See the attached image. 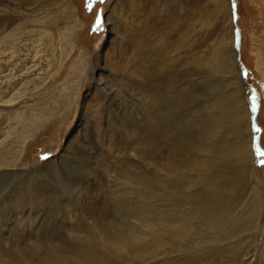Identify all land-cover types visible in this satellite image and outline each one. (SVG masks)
Wrapping results in <instances>:
<instances>
[{
	"label": "rangeland",
	"instance_id": "374dc122",
	"mask_svg": "<svg viewBox=\"0 0 264 264\" xmlns=\"http://www.w3.org/2000/svg\"><path fill=\"white\" fill-rule=\"evenodd\" d=\"M23 1L0 0V159L9 164L0 167V219L14 215L41 219L40 229L32 234L34 255L45 257V244L64 217L86 215L99 199L108 200L129 182L141 183L145 160L132 146L143 138L145 108L155 92L168 95L162 106L165 115L178 117L168 121L172 136L189 139L213 154L233 151L229 143L236 135L231 127L224 128L222 134H227L219 141L210 102L226 99L236 84L228 83L213 64H187L183 58L178 65H168L164 74L154 70L153 77L146 78L144 68L174 57L155 49L148 39H189L192 53L208 57L232 33L252 108L255 160L247 182L264 187V0H229L230 16L222 11L217 19L212 17L214 0H134L139 24L128 18L119 23L118 12L111 11L113 0L103 4L92 0L90 7L89 0ZM219 1L223 5L224 0ZM97 13L104 23L94 32ZM204 13L211 16L205 24ZM128 39L135 44H128ZM34 114L40 123L29 129L28 119ZM23 216L20 226L27 223ZM198 225L203 224L197 220L189 228L192 233L188 230L181 239L162 243L156 255L160 261L150 264H205L193 263L191 255H201L202 237L223 224L203 225L206 229ZM1 228V245L9 248L19 237L24 240L17 227ZM262 228L259 224L253 231L257 245L250 243L231 260L226 254L208 256L206 264H264ZM40 239L46 242L41 244ZM209 248L215 247L210 243ZM11 249L0 257L21 264L20 250Z\"/></svg>",
	"mask_w": 264,
	"mask_h": 264
},
{
	"label": "bare ground",
	"instance_id": "6f19581e",
	"mask_svg": "<svg viewBox=\"0 0 264 264\" xmlns=\"http://www.w3.org/2000/svg\"><path fill=\"white\" fill-rule=\"evenodd\" d=\"M24 1L28 2V0ZM113 1L111 11L118 12L116 18L119 23H124L128 18L130 22L139 24L140 15L134 0ZM214 1L213 19H217L222 11H227L230 16L229 0H224L223 5L219 3V0ZM208 14H203V24L211 18ZM194 18H198L197 11L194 12ZM221 40L207 57L192 53V41L189 39L180 38L172 41L158 39V42L157 39H148L155 49L159 48L166 53L169 52L174 57H169L168 60H164L152 69L144 68L146 73L144 75L146 78H152L151 73L154 70L163 72L171 63L178 65L182 58L187 64L210 63L219 68L226 81L235 83L236 88L233 89L231 86V89H228L229 95L226 99H215L210 102L213 106V114H215L211 120L213 121L212 127L215 134L220 133L219 141H223L227 134L225 131L226 134L223 135V131L232 128L236 138L229 143V146L233 151L224 149L222 153L213 154L208 148H203L190 140L194 145L191 144L189 139L172 136L169 130L171 125L168 121L178 117L176 114L174 116L165 115L162 106L168 95L163 91L155 92L149 101L150 106L145 108L144 121L147 126L141 135L143 138L140 143H136V146H132L136 152L138 150L142 160H145L144 168L141 170V183L128 180L131 185L128 184L124 188L121 185V191L116 192L115 196H110V200L108 197V200L99 199L86 215L64 217L61 227L56 228L55 234L48 239L50 245L45 244L47 247L43 253L45 257L34 255L37 251L33 254L32 250L35 244L32 234L34 230L40 229L41 219L21 214L19 217L14 215L13 220L11 217L1 218V227H4V224L17 227L18 236H23L24 240L21 241L19 237L14 241L12 247L15 249L11 245L12 249L0 244V253L5 254L9 252V249L20 250L18 257L21 258V264L158 263L161 258L156 255H159L157 249L160 245L180 238L182 234L188 232L192 224L196 225L197 220L207 228L219 223L223 225L220 230L207 231L206 235L203 234L202 241L204 242L201 245L204 250L201 255L194 253L191 255L193 263L204 260L206 264L205 259L208 260V256L213 258L215 254L219 256L226 254L230 260L235 258L245 246L252 242L254 245L259 243L256 241L257 235L255 236L253 232L259 224L260 226L263 224L261 236H258L262 243L260 245L264 248V187L250 185L247 182L249 169L254 165L255 159L252 151L253 143L251 144L253 131L250 125V111L247 108L245 83L240 76L235 59L236 49L233 47L232 33H230V39ZM127 42L128 44L134 43L129 39ZM137 42L143 41L138 40ZM228 62L234 71L227 68ZM160 72L157 74L161 75ZM232 77L235 81H231ZM36 116L31 115L28 119L29 129L35 128L40 123ZM192 145H198V149ZM191 148H195V152H192ZM8 165L6 161L0 159V167ZM128 175L134 177V175ZM250 181L251 179L249 183ZM118 188L117 191L120 190ZM22 216L27 223L20 226ZM35 222L38 223L37 227ZM203 225H198V227L206 229ZM1 227L0 233L3 232ZM9 229L12 228L9 227ZM190 230L189 233H192ZM41 232L40 236L45 237L47 233ZM0 236L3 235L0 234ZM249 236L252 237L249 238ZM8 237L7 239L10 238ZM39 242L43 244L42 242L46 240L40 239ZM210 243L215 248H209ZM23 244L25 248H21ZM37 248L39 250V246ZM0 264H9V259L0 257Z\"/></svg>",
	"mask_w": 264,
	"mask_h": 264
},
{
	"label": "snow or ice",
	"instance_id": "6c2138e0",
	"mask_svg": "<svg viewBox=\"0 0 264 264\" xmlns=\"http://www.w3.org/2000/svg\"><path fill=\"white\" fill-rule=\"evenodd\" d=\"M91 2L92 0H89V7L91 6ZM99 2L101 4L105 3V0H99ZM103 20H102V17H101V14L100 13H97L96 15V20H95V24L93 26V31H98V30H101L102 27H103ZM252 107H253V111H255V108H256V97H255V94H253L252 96Z\"/></svg>",
	"mask_w": 264,
	"mask_h": 264
},
{
	"label": "water",
	"instance_id": "95a60500",
	"mask_svg": "<svg viewBox=\"0 0 264 264\" xmlns=\"http://www.w3.org/2000/svg\"><path fill=\"white\" fill-rule=\"evenodd\" d=\"M234 40H233V46H234ZM239 70H240V68H239ZM240 74H241V72H239ZM244 90H247V87H245V89ZM246 98H247V96H246ZM247 108H248V110L250 111V114H249V116H250V125H252V123H251V118H252V108H251V103H250V100L248 101V99H247ZM253 130V129H252Z\"/></svg>",
	"mask_w": 264,
	"mask_h": 264
}]
</instances>
